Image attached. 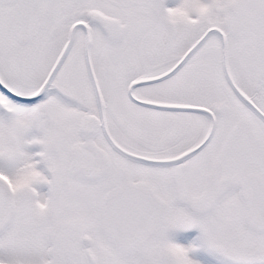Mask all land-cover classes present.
<instances>
[{
	"label": "snow or ice",
	"instance_id": "snow-or-ice-1",
	"mask_svg": "<svg viewBox=\"0 0 264 264\" xmlns=\"http://www.w3.org/2000/svg\"><path fill=\"white\" fill-rule=\"evenodd\" d=\"M0 264H264V0H0Z\"/></svg>",
	"mask_w": 264,
	"mask_h": 264
}]
</instances>
